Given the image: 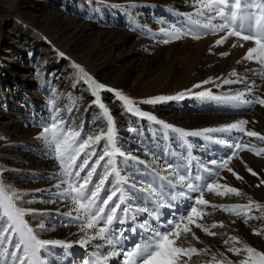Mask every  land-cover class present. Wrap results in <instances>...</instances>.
<instances>
[{
  "label": "rangeland",
  "instance_id": "1",
  "mask_svg": "<svg viewBox=\"0 0 264 264\" xmlns=\"http://www.w3.org/2000/svg\"><path fill=\"white\" fill-rule=\"evenodd\" d=\"M195 12L194 0H0V179L23 194L18 205L35 213L25 217L28 222L34 228L44 223L46 231L37 229L40 239L72 243L68 249L50 245L48 264H84V261L123 264L122 251L119 258L107 261H97L93 256L97 253L103 257L113 250L106 240L93 239L86 246L78 243L96 230L82 232L83 215L74 211L70 199L58 195L66 188L61 183L65 177L53 148L41 135L43 127L50 125L57 112L59 119L66 122L65 127L80 131V139L107 133L103 110L94 103L91 86L76 65L106 89L114 90H100L99 94L114 119L116 145L126 156L138 158L137 161L117 155L115 165L129 184L135 183L137 188L142 182L154 187L166 183L159 177L169 175L166 170L169 164L178 168L180 174L187 171L191 177H207L205 167L215 168L210 161L220 162L232 151L219 143L220 139L255 146L257 150L264 148V141L235 131L181 137L172 130L196 132L247 120L246 129L264 135V106L201 99L192 94L210 90L220 97L245 92V99L264 98V79L258 75L260 65L255 60L244 59L253 42L229 37L217 46L215 42L226 33L214 34L203 29L202 24L208 21ZM221 22L211 21L212 24ZM173 26L185 33L191 30L201 38L183 35L175 39L160 31L171 30ZM165 39L170 42L163 43ZM233 72L237 75L232 76ZM225 79L242 82L225 84ZM197 84L201 88H195ZM248 88H252L250 93ZM189 89L192 93L181 100L143 103L161 96H176ZM116 92L132 99L136 108L156 120L126 111ZM164 124L172 128H165ZM93 147L96 156L91 157L92 162L103 152L106 141L102 139ZM83 158L82 154L80 159ZM105 161L97 167L93 183L108 167ZM229 167L242 179L219 169L218 182L239 189L242 195L221 197L205 191L204 198L210 205L247 204L251 199L264 206V184L260 183L264 180V154L257 156L247 148L239 150ZM249 167L258 175L253 176L247 170ZM115 184L116 177L110 175L100 197L111 192ZM123 187L128 190L126 185ZM182 190L186 191H172ZM137 196L141 198L121 205V209L130 205L127 216L117 212V217L124 222L114 220L111 225L110 236L123 231L116 250H131L133 245L142 244L143 238L149 235L140 227L146 220L163 231L164 222L174 219L173 213L185 210L184 198L169 201L174 206L160 207L159 220H155L149 215L155 209V202L146 193L138 192ZM144 208L149 212L137 211ZM69 212L72 216L66 215ZM77 215L81 217L79 220L75 218ZM248 215L260 219L245 223L244 216L237 217L209 206L199 222L217 235H208L191 226L199 239L187 234L178 243L185 248L207 251L192 254L188 264H220L221 261L238 264L245 254L237 256L227 251L231 242L225 245L224 241L229 236L240 239L237 247L247 243L264 252V207L257 209L253 205ZM220 222L223 228L210 227ZM254 230L260 234H254Z\"/></svg>",
  "mask_w": 264,
  "mask_h": 264
},
{
  "label": "snow or ice",
  "instance_id": "2",
  "mask_svg": "<svg viewBox=\"0 0 264 264\" xmlns=\"http://www.w3.org/2000/svg\"><path fill=\"white\" fill-rule=\"evenodd\" d=\"M194 6L196 7L195 15L199 17H206V23L202 24L203 29H207L212 33H226L215 43L217 46L223 45L229 37H236L239 40L248 42L252 41L254 46L249 48L244 59L248 61L255 60L260 68L258 69V75L264 79V0H194ZM191 19V17H190ZM219 19L221 23L212 24L211 21ZM199 23V21H196ZM166 36L170 38L180 39L183 35H192L194 39H200V35L193 34L191 30L188 32H181L179 29L173 26L171 30L162 28L160 30ZM163 43H169L170 39H165ZM236 45L234 44L233 47ZM241 47L243 44L240 45ZM63 55V53H61ZM221 55H228V53H221ZM79 71L82 73L85 81L91 86L92 94L95 97L94 103L97 104L100 109L103 110V115L106 117L108 131L107 133L101 132L95 136H87L84 139H80L81 133L79 130L65 127V121L59 119V114L53 116L50 125L43 127L42 138L49 143L53 148L56 158L62 167V175L65 177L61 183L66 185V188L59 192L58 195L64 199H70L74 205V211L83 215L84 223L80 225V229L84 232L86 229H95V233L87 235L86 238L78 241L81 245L86 246L88 241L93 239L106 240L108 246L113 250L108 252L107 255L101 257L97 253H93L96 260L103 259L104 261L110 258L121 256L123 252V264H188V261L192 258V254L199 255L200 251L195 247L185 248L178 243L182 235L191 234L197 240L191 226H195L197 229H201L208 235L215 236L217 233L209 231V226H206L199 221L203 219L206 214V209L210 206L212 208H219L223 211L229 212L237 217L244 216V222L247 223L249 219H260V217L249 216L248 212L251 211L253 205L255 208L260 209L264 206L253 202L249 199L247 204H232V205H210L209 200L204 198L205 191L214 193L217 196H241L242 193L239 189L229 186L227 184H221L218 182L220 177L219 169H226L231 172L237 179H242L237 173L229 167L230 161L237 156L239 150L247 148L248 151L254 152L257 156L264 154V148L256 149L255 146L249 147L241 142L229 143L227 140L220 139L219 143L224 144L226 147L232 149V151L220 162L217 160L210 161L211 165L215 168L205 167V171L208 173L207 177L197 175L191 177L186 171L184 174H180L178 168L169 164L167 166V172L169 175L159 177L160 180L166 181V183L157 184L155 187L152 184L141 183V186L137 188L135 183L129 184L128 179L122 176L119 170L116 168L115 159L117 155L126 157V159L137 160V157L126 156L125 153L120 152L116 145V131L115 122L109 111V109L101 102L100 90L114 91L107 88L102 83H98L87 72L84 71L79 65H76ZM232 76H236L237 73H231ZM242 82L240 80L225 79L223 83L232 84ZM203 83H209L204 81ZM255 84V81L252 82ZM202 85H194L195 88H201ZM252 88H248L247 92H251ZM192 90L189 89L186 92L177 94L176 96H161L143 101V103L157 104L162 101L168 100H181ZM201 99H215L239 102L246 105H252L258 103L264 106V98L256 96L254 99H245V92H239L231 96H214L210 90L192 93ZM116 96L126 106V111L134 113L141 117H147L151 120H156L154 116H149L147 113L140 111L135 107V102L129 97L123 95L120 92H116ZM157 123H163L157 121ZM249 122L247 120H241L234 122L219 128H206L196 132H186L182 129H172L178 133L181 137L187 136H201L205 133H229L233 131L242 133L247 137H255L260 141H264V135L254 130L246 129V125ZM165 128H172L171 125L164 124ZM104 139L106 141V147L103 152L92 162L91 157L96 156L95 148L96 144ZM205 139H212L211 136H205ZM83 154V159H80ZM107 160L105 161V158ZM80 160L77 164V160ZM105 161L107 168L104 169L102 175L97 176L95 183H93V176L97 172V167H100V162ZM91 163V167H89ZM142 163V162H141ZM247 167V165H245ZM84 176H81L82 172H85ZM247 170L253 175L258 174L250 167ZM110 175L116 177V184L112 187V191L108 192L103 198L100 197V193L104 191V185ZM159 176V173H157ZM169 176L172 179H169ZM264 184V180L260 181ZM127 186V191L123 187ZM260 185L258 184L257 187ZM57 188L60 185H56ZM167 189V191H166ZM174 189H186V191H172ZM223 189V190H221ZM138 192L146 193L155 202V209L149 212V209H138L137 211L149 212V215L153 216L155 220H159L160 207L172 208L174 205L169 201H175L179 198L185 200V210L178 213H173L174 219L164 222V230H160V226L152 227L146 220L140 225L145 229L149 235L144 237L142 244L133 245L131 250H116L117 245L120 243V237L123 236V231H119L115 235L110 236L113 230L111 225L114 220L117 223H123L124 221L117 217V212L121 211L123 215L127 216L130 210V205L121 209V205L126 201L141 198L137 196ZM191 193H197V196H192ZM23 194L7 185L3 179H0V264H48V258L51 255L50 245L61 246L65 249L71 248L72 243L60 241V240H44L40 239L39 232L46 231L43 222L39 223L34 228L28 220L25 218L29 215H34L33 210H27L18 205V201L22 198ZM115 198V199H114ZM191 201V203H188ZM66 215L72 216V212ZM79 220L81 217L77 215L75 217ZM135 219V216H132ZM224 227L223 222L219 224L213 223L211 228ZM130 231H135L131 229ZM254 234H260L259 231L254 230ZM228 252H232L234 255H241L244 253V258L241 259L238 264H264V252H261L254 247L244 243L242 247H237L241 243L237 236H229L224 241ZM11 249V251H10ZM187 258V259H185ZM215 260V255L212 257ZM84 264H91L90 261H84ZM220 264H224L223 261ZM231 264V261H228Z\"/></svg>",
  "mask_w": 264,
  "mask_h": 264
}]
</instances>
